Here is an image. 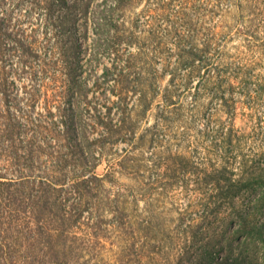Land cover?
Returning <instances> with one entry per match:
<instances>
[{"label": "trees", "instance_id": "obj_1", "mask_svg": "<svg viewBox=\"0 0 264 264\" xmlns=\"http://www.w3.org/2000/svg\"><path fill=\"white\" fill-rule=\"evenodd\" d=\"M166 194L264 200V0H0V264H104L118 236L114 264L153 261L135 238L166 230L125 200ZM236 215L179 219L164 262L231 263Z\"/></svg>", "mask_w": 264, "mask_h": 264}, {"label": "rangeland", "instance_id": "obj_2", "mask_svg": "<svg viewBox=\"0 0 264 264\" xmlns=\"http://www.w3.org/2000/svg\"><path fill=\"white\" fill-rule=\"evenodd\" d=\"M237 123L241 124V121L238 120ZM103 167L104 165L101 169ZM118 180L120 186L127 189L138 184L136 176L132 174L121 175ZM170 196V194L160 196L159 200H125V206L133 220L137 221L136 223L140 220H152L153 222H160L166 230V234L153 233L150 236L151 239H145L141 234L138 235L135 238V253L149 255L150 251L157 250L160 254L155 255L153 261L147 260L143 263L136 262L132 254L128 257V264H168L164 262V258H174L178 253L176 236L170 229L178 224L179 219L188 220L205 217L215 222L228 218L227 223L229 224L232 216H237V212L243 215H248V212L250 214L241 227L242 235L237 238L236 232L230 238V243L225 244L224 248L219 251L221 257L227 253L233 260L231 263L224 264H264V200H255L252 205H250L251 200H235V206L238 209H233L231 206L227 207L222 203L220 204L221 200H172ZM230 224L231 226L236 225L234 222ZM157 241H159L158 244L162 245L161 248L155 244ZM123 242L124 239L120 236L109 241L106 248L101 252L104 264L115 263L116 256L121 253L119 245H123Z\"/></svg>", "mask_w": 264, "mask_h": 264}]
</instances>
